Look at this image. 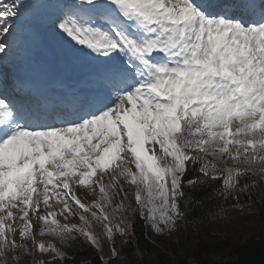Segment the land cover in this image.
Segmentation results:
<instances>
[{
  "label": "snow or ice",
  "instance_id": "6c2138e0",
  "mask_svg": "<svg viewBox=\"0 0 264 264\" xmlns=\"http://www.w3.org/2000/svg\"><path fill=\"white\" fill-rule=\"evenodd\" d=\"M44 7L0 0V64ZM47 29L99 70L0 81V264H120L138 223L264 215V0H65Z\"/></svg>",
  "mask_w": 264,
  "mask_h": 264
},
{
  "label": "trees",
  "instance_id": "16d2710c",
  "mask_svg": "<svg viewBox=\"0 0 264 264\" xmlns=\"http://www.w3.org/2000/svg\"><path fill=\"white\" fill-rule=\"evenodd\" d=\"M208 227L209 223L203 222L202 214L199 211L189 215L183 222L177 237L174 236L170 243L169 247L175 255V260H173L166 250L146 238L144 228L138 223L136 239L122 253L120 264H190L188 241L197 233H200L201 236L205 235L203 233L207 232ZM215 245L216 243L213 241H199L197 247L199 264H264V237H251L242 243H236L233 247V255L222 261L214 260L206 254V251L214 248ZM74 251L76 259L71 264H86L89 260L92 261V264H96L94 253L90 248H78Z\"/></svg>",
  "mask_w": 264,
  "mask_h": 264
},
{
  "label": "rangeland",
  "instance_id": "374dc122",
  "mask_svg": "<svg viewBox=\"0 0 264 264\" xmlns=\"http://www.w3.org/2000/svg\"><path fill=\"white\" fill-rule=\"evenodd\" d=\"M234 219L227 222L216 221L209 224L205 235L201 236L197 233L195 237H191L187 244L188 260L190 264H199L197 258V247L199 241H213L216 243L214 248L206 251L208 257L222 261L233 255V247L236 243H242L251 237H264V215H242L234 213ZM76 222V221H74ZM146 238L156 244L158 247L166 250L171 258L175 260V255L170 249V243L174 236L160 238L154 235L150 229H144ZM46 240L51 237H45ZM229 239V240H228ZM229 241V243H226Z\"/></svg>",
  "mask_w": 264,
  "mask_h": 264
},
{
  "label": "bare ground",
  "instance_id": "6f19581e",
  "mask_svg": "<svg viewBox=\"0 0 264 264\" xmlns=\"http://www.w3.org/2000/svg\"><path fill=\"white\" fill-rule=\"evenodd\" d=\"M38 2L43 3L45 5L44 9L51 12L55 6L64 3L65 0H57V4L51 3V0H38ZM42 10L43 8L35 13V18ZM31 15L30 13V16ZM34 23L35 19L32 25ZM45 29L48 32L47 24ZM31 33L34 37L29 42L27 48L23 43H19L16 50L3 61V64H0V81L10 85L9 70L12 64L24 65L27 62L32 63L31 59L37 56L40 57V64L45 62V60H43L44 58L50 60V67L52 69L50 73L53 72L54 75H57L59 70H64L66 73L65 83L70 80H75L78 75H85L88 77L84 82L85 84L92 78V74L99 70L98 65L80 59L75 52L62 48L58 42L53 40L51 35L49 40L45 41L34 29H32V27ZM78 195L82 196L83 194L78 193Z\"/></svg>",
  "mask_w": 264,
  "mask_h": 264
}]
</instances>
